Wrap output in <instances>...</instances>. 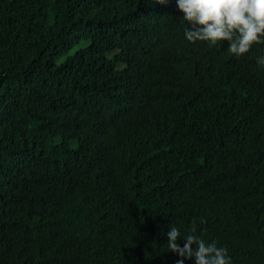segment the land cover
I'll list each match as a JSON object with an SVG mask.
<instances>
[{"label":"trees","instance_id":"obj_1","mask_svg":"<svg viewBox=\"0 0 264 264\" xmlns=\"http://www.w3.org/2000/svg\"><path fill=\"white\" fill-rule=\"evenodd\" d=\"M182 17L0 0V264H195L171 226L264 264V43H192Z\"/></svg>","mask_w":264,"mask_h":264},{"label":"clouds","instance_id":"obj_2","mask_svg":"<svg viewBox=\"0 0 264 264\" xmlns=\"http://www.w3.org/2000/svg\"><path fill=\"white\" fill-rule=\"evenodd\" d=\"M157 2L166 4L169 0ZM176 5L183 13L182 19L188 22L185 37L189 42L217 44L227 40L228 51L237 57L248 53L254 44L264 43V0H176ZM257 63L264 66V56L258 57ZM221 208L226 213L228 207L222 205ZM243 227L242 221H236L223 228L228 235L236 236ZM195 231L193 227L192 232ZM167 237L171 252L182 258H194L195 264H231L228 244L223 240L221 244L189 234L181 247L177 242L180 231L175 226L170 227ZM176 264H184V260L178 259Z\"/></svg>","mask_w":264,"mask_h":264}]
</instances>
